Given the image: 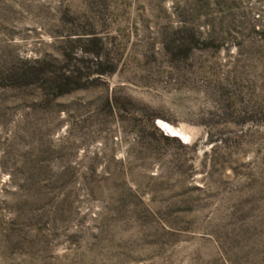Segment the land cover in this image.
Instances as JSON below:
<instances>
[{
  "label": "rangeland",
  "instance_id": "374dc122",
  "mask_svg": "<svg viewBox=\"0 0 264 264\" xmlns=\"http://www.w3.org/2000/svg\"><path fill=\"white\" fill-rule=\"evenodd\" d=\"M0 264H264V0H0Z\"/></svg>",
  "mask_w": 264,
  "mask_h": 264
}]
</instances>
